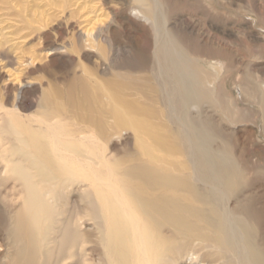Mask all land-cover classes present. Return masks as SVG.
<instances>
[{
	"label": "bare ground",
	"instance_id": "obj_1",
	"mask_svg": "<svg viewBox=\"0 0 264 264\" xmlns=\"http://www.w3.org/2000/svg\"><path fill=\"white\" fill-rule=\"evenodd\" d=\"M146 13H152L151 8ZM167 23L156 20L153 24L146 45L151 61L145 69L128 67L93 82L77 76L66 91L44 94L47 113L62 118L51 124L52 153L60 156L67 149L86 167L110 165L105 168L109 174L105 183L103 169L90 168L96 198L92 207L109 214L104 222L116 235L113 246L121 248L119 264H264V241L258 235L263 227L262 209L250 182L255 178L233 151L237 139L226 133L230 127L222 117L220 121L209 113L217 103L224 108V116L236 123L235 106L249 94L258 104L257 113H250L264 122V80L258 77L250 90L239 86L240 95L228 96L220 72L231 67L240 52L231 49L223 36L208 32L207 22L197 30V38L190 23L180 29ZM258 36L264 39L262 32ZM247 44L254 56L264 51V43L258 40ZM69 115L83 125L64 126L61 122ZM127 130L134 134L136 150L132 159H123L127 165L121 162L124 166H119L114 155L98 149ZM94 137L102 141L94 142ZM114 175L124 177L116 180ZM26 184L29 197L49 209L45 197L33 184ZM22 215L19 211L14 231L21 250L11 264H32L37 254L28 238L32 225L22 223ZM95 225L102 226L98 219ZM69 233L68 257L78 258L79 264H93L98 236L88 228ZM78 238L82 239L80 247Z\"/></svg>",
	"mask_w": 264,
	"mask_h": 264
},
{
	"label": "rangeland",
	"instance_id": "obj_2",
	"mask_svg": "<svg viewBox=\"0 0 264 264\" xmlns=\"http://www.w3.org/2000/svg\"><path fill=\"white\" fill-rule=\"evenodd\" d=\"M148 8L152 13L144 14ZM156 20L178 29L190 23L195 27L193 37L207 22L208 32L223 36L231 49L240 52L230 69L220 72L228 96L240 95L239 86L250 90L258 77L264 80V51L254 56L247 50L251 40L264 43L258 38V32L264 34V0H0V264H11L21 248V241L14 239L19 211L22 223L32 225L28 238L37 252L32 264H79L78 258L68 257L67 237L70 230L86 228L99 240L90 263L119 264L121 248L113 246L116 235L104 222L109 214L92 207L96 200L91 191L92 170L101 167L105 183L109 176L105 168L110 165L103 162L86 167L67 149L60 156L52 153L51 124L62 118L50 117L43 96L55 89L66 91L77 76L93 82L128 67H148L151 54L146 45ZM251 48L256 51L259 47L252 44ZM243 97V103L235 106L236 123L224 116V108L216 102L209 113L230 127L226 133L237 139L233 151L252 170L248 175L255 178L250 182L262 209L263 227L258 235L264 241V122L250 113L258 110L251 95ZM62 121L66 127L83 125L74 123L71 115ZM104 142L105 148L102 145L98 150L114 155L119 166L128 164L123 159L134 157L133 132L124 131ZM65 162L69 163L66 167L61 165ZM114 176L116 180L124 177ZM26 181L45 197L49 209L29 197ZM248 195L249 190L243 199ZM96 219L101 227L95 225ZM78 244L80 247L81 238Z\"/></svg>",
	"mask_w": 264,
	"mask_h": 264
}]
</instances>
